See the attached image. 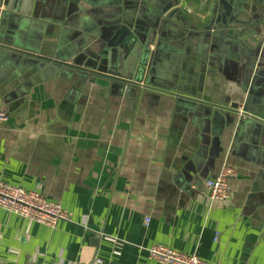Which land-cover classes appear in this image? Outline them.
I'll use <instances>...</instances> for the list:
<instances>
[{"label":"crops","instance_id":"0c3cea01","mask_svg":"<svg viewBox=\"0 0 264 264\" xmlns=\"http://www.w3.org/2000/svg\"><path fill=\"white\" fill-rule=\"evenodd\" d=\"M28 11L0 0V179L59 202L72 223L0 209V264H160L148 255L160 245L264 264V125L217 109L247 95L264 122V0ZM224 163L232 197L212 202Z\"/></svg>","mask_w":264,"mask_h":264},{"label":"built area","instance_id":"2783aa9c","mask_svg":"<svg viewBox=\"0 0 264 264\" xmlns=\"http://www.w3.org/2000/svg\"><path fill=\"white\" fill-rule=\"evenodd\" d=\"M9 116L3 109L0 98V133ZM234 168L224 163L214 180L207 183L212 202H226L232 197L230 180L234 178ZM0 209L32 223L55 228L59 222L72 223L71 214L66 212L59 202L48 199L38 191H30L12 186L0 179ZM149 221H146V223ZM148 255L160 264H209L197 255H186L167 246H155ZM92 264H109L100 258Z\"/></svg>","mask_w":264,"mask_h":264},{"label":"water","instance_id":"95a60500","mask_svg":"<svg viewBox=\"0 0 264 264\" xmlns=\"http://www.w3.org/2000/svg\"><path fill=\"white\" fill-rule=\"evenodd\" d=\"M36 2H37V0H7V7L9 10H12L15 7H21L23 10V13L26 9H29L28 13H30L31 8L36 4ZM170 3H172V1H170ZM168 9H169L168 3H167V5L163 3V8L158 9V11H155L157 13L156 14V21H158L160 19V17L163 16L164 13H167ZM87 72H89V71H87ZM94 72L95 71H93L92 73H94ZM248 95H249V93H248ZM176 97H178L179 101L183 102V103L194 104V105L203 104L197 100L182 97L180 95H178V96L176 95ZM243 99H244V102L241 105L240 104H231L229 107L228 106L217 107V109H220L223 111H229V112L233 113L234 115H239V117H240V119L238 121L239 123H241L244 119L247 118V119H250L251 121H253L254 123L264 125L263 121L256 119L255 117H252L249 115L250 107L252 105L249 97H247V95H246V96H243ZM240 108L243 109L241 112H240Z\"/></svg>","mask_w":264,"mask_h":264}]
</instances>
